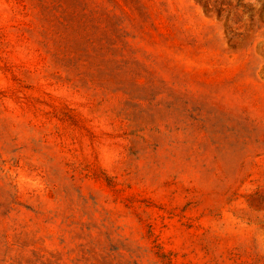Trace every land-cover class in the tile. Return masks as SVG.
I'll list each match as a JSON object with an SVG mask.
<instances>
[{"label":"rangeland","instance_id":"obj_1","mask_svg":"<svg viewBox=\"0 0 264 264\" xmlns=\"http://www.w3.org/2000/svg\"><path fill=\"white\" fill-rule=\"evenodd\" d=\"M0 264H264V0H0Z\"/></svg>","mask_w":264,"mask_h":264}]
</instances>
